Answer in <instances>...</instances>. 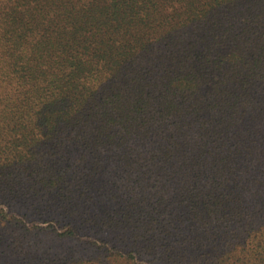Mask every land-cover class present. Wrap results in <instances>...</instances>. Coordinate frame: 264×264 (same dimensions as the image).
Wrapping results in <instances>:
<instances>
[{
	"label": "trees",
	"instance_id": "1",
	"mask_svg": "<svg viewBox=\"0 0 264 264\" xmlns=\"http://www.w3.org/2000/svg\"><path fill=\"white\" fill-rule=\"evenodd\" d=\"M0 219V264H264V0H0Z\"/></svg>",
	"mask_w": 264,
	"mask_h": 264
},
{
	"label": "rangeland",
	"instance_id": "2",
	"mask_svg": "<svg viewBox=\"0 0 264 264\" xmlns=\"http://www.w3.org/2000/svg\"><path fill=\"white\" fill-rule=\"evenodd\" d=\"M1 220V219H0ZM16 220H21L20 218L19 219H16ZM2 233V230L0 229V234ZM0 239H2V236L0 235Z\"/></svg>",
	"mask_w": 264,
	"mask_h": 264
}]
</instances>
